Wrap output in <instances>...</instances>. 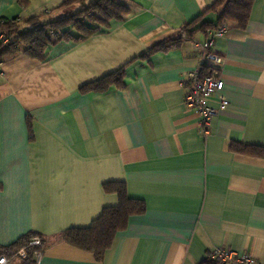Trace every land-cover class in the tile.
Wrapping results in <instances>:
<instances>
[{
	"label": "crops",
	"instance_id": "0c3cea01",
	"mask_svg": "<svg viewBox=\"0 0 264 264\" xmlns=\"http://www.w3.org/2000/svg\"><path fill=\"white\" fill-rule=\"evenodd\" d=\"M67 1L0 0V26L56 17ZM216 2L123 0L122 19L85 40L49 47L45 61L22 49L4 56L0 246L33 232L46 238L36 264H203L218 249L264 264V0L254 1L245 28H220L226 33L215 49L223 65L215 74L229 106L212 120L209 136L184 97L188 73L201 65L195 44L220 29L142 57ZM122 67L124 87L81 92ZM232 143L263 152L239 153ZM108 182H124L145 210L129 218L98 261L55 237L118 205L117 195L104 191Z\"/></svg>",
	"mask_w": 264,
	"mask_h": 264
},
{
	"label": "trees",
	"instance_id": "16d2710c",
	"mask_svg": "<svg viewBox=\"0 0 264 264\" xmlns=\"http://www.w3.org/2000/svg\"><path fill=\"white\" fill-rule=\"evenodd\" d=\"M255 0H217L206 14L187 23L173 38L162 41L148 50L142 57L148 58L158 52H167L178 48L184 41L194 39L199 32L206 33L209 29L218 30L228 24H235L245 28L250 18V12ZM81 0H68L59 9L61 14L52 17L49 13L28 19L24 24L14 21H4L0 26L7 42L0 44V63L5 55L15 54L20 49L34 60L45 61L47 50L60 42L85 40L97 32L101 27H107L111 20H120L127 13L123 0H90L88 4L77 9ZM217 15L216 21L210 20L208 13ZM72 31L78 33L77 36ZM205 74L214 75L215 71L204 70ZM126 68L122 67L100 79L87 83L81 87V92L104 93L111 87H124ZM231 149L239 153L250 155L261 154L263 149L257 146H248L232 143ZM106 193L116 194L118 205L106 207L102 214L85 228H71L55 237L56 242H64L75 248L90 252L95 259L101 261L106 252L112 247L116 235L127 227L131 216L141 214L145 210L142 200L128 196L124 182H108L103 185ZM42 239V250L46 238L37 233H28L9 246H0V257L12 259L11 264H36L33 258L35 250L28 248L33 237ZM28 251L25 259L13 258L21 249ZM212 254V253H211ZM209 255L203 264H220Z\"/></svg>",
	"mask_w": 264,
	"mask_h": 264
},
{
	"label": "built area",
	"instance_id": "2783aa9c",
	"mask_svg": "<svg viewBox=\"0 0 264 264\" xmlns=\"http://www.w3.org/2000/svg\"><path fill=\"white\" fill-rule=\"evenodd\" d=\"M226 30L220 29L210 35L204 43H196L195 47L201 53V65L188 73L187 86L184 97V103L188 110L199 117L200 133L203 136H209L211 133L212 120L229 106V102L223 96L224 81L217 74L208 75L204 73L205 69L211 71L220 70L223 65V58L216 52V39L225 35ZM7 42L6 37L0 34V44ZM1 64V63H0ZM216 103V104H214ZM42 239L33 237L28 248H41ZM42 256L41 250H35L33 258L36 262ZM28 257V251L25 248L17 252L13 258L25 259ZM211 257L220 264H261L250 254H237L230 249H218L211 254ZM12 259L6 256L0 257V264H11Z\"/></svg>",
	"mask_w": 264,
	"mask_h": 264
}]
</instances>
